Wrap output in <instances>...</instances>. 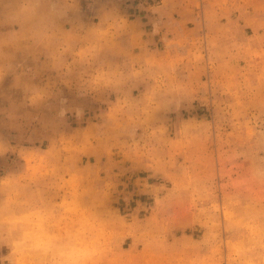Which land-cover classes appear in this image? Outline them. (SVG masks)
<instances>
[{
  "label": "rangeland",
  "instance_id": "1",
  "mask_svg": "<svg viewBox=\"0 0 264 264\" xmlns=\"http://www.w3.org/2000/svg\"><path fill=\"white\" fill-rule=\"evenodd\" d=\"M41 2L0 39V264H264V0Z\"/></svg>",
  "mask_w": 264,
  "mask_h": 264
},
{
  "label": "crops",
  "instance_id": "2",
  "mask_svg": "<svg viewBox=\"0 0 264 264\" xmlns=\"http://www.w3.org/2000/svg\"><path fill=\"white\" fill-rule=\"evenodd\" d=\"M55 1L56 3L59 1L63 5L68 4L67 0H55ZM41 3H42L41 0H0V39L4 40L5 25H14V28L17 25L19 27L18 32H21V31L27 32L26 29L24 28L29 27L30 29L28 30V32L30 34L31 33L36 34L35 28L31 29V27H35L33 23L36 21V18L38 16V13H37L38 5ZM46 14H47L46 16L52 15L50 11ZM15 30L16 29H14V32ZM51 31H52V28L49 27V25L47 24L46 27H44V35L47 36V34L51 33ZM0 43H3V42H0ZM5 45L7 44L5 43ZM2 51H4V49H2ZM13 59L16 60L17 58L12 57V58L7 59L1 56L0 66H4L6 64H12ZM10 77L12 76L8 75L6 79L10 80ZM2 79L4 81L5 76H1V73H0V80ZM15 176L17 175H13V177Z\"/></svg>",
  "mask_w": 264,
  "mask_h": 264
}]
</instances>
